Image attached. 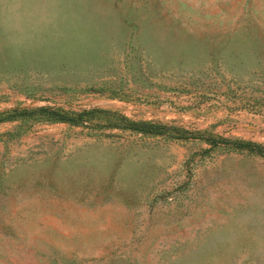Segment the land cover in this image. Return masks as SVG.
<instances>
[{
	"label": "rangeland",
	"instance_id": "rangeland-1",
	"mask_svg": "<svg viewBox=\"0 0 264 264\" xmlns=\"http://www.w3.org/2000/svg\"><path fill=\"white\" fill-rule=\"evenodd\" d=\"M0 264H264V0H0Z\"/></svg>",
	"mask_w": 264,
	"mask_h": 264
},
{
	"label": "trees",
	"instance_id": "trees-1",
	"mask_svg": "<svg viewBox=\"0 0 264 264\" xmlns=\"http://www.w3.org/2000/svg\"><path fill=\"white\" fill-rule=\"evenodd\" d=\"M57 120H62L63 116L62 115H58V117L56 118ZM132 126L134 129L140 130L142 132H151L153 129H155L156 125L150 124V123H146V122H136V123H132ZM153 132V131H152ZM234 147H246L248 149H255L256 147H258L257 144L254 143H250V142H239V141H233L232 142ZM258 152H261L260 150H258Z\"/></svg>",
	"mask_w": 264,
	"mask_h": 264
}]
</instances>
